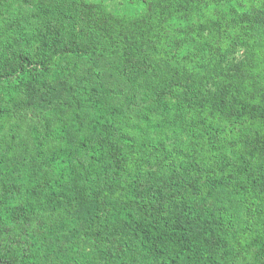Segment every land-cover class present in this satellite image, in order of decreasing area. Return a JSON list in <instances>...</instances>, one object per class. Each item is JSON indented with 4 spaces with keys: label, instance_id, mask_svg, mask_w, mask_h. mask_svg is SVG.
Instances as JSON below:
<instances>
[{
    "label": "trees",
    "instance_id": "16d2710c",
    "mask_svg": "<svg viewBox=\"0 0 264 264\" xmlns=\"http://www.w3.org/2000/svg\"><path fill=\"white\" fill-rule=\"evenodd\" d=\"M0 264H264V0H0Z\"/></svg>",
    "mask_w": 264,
    "mask_h": 264
}]
</instances>
